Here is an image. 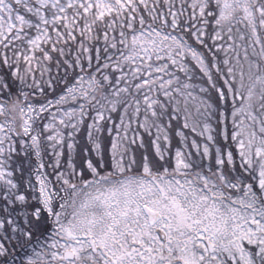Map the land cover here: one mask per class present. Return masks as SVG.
Listing matches in <instances>:
<instances>
[{
  "label": "snow or ice",
  "instance_id": "6c2138e0",
  "mask_svg": "<svg viewBox=\"0 0 264 264\" xmlns=\"http://www.w3.org/2000/svg\"><path fill=\"white\" fill-rule=\"evenodd\" d=\"M0 264H264V0H0Z\"/></svg>",
  "mask_w": 264,
  "mask_h": 264
}]
</instances>
